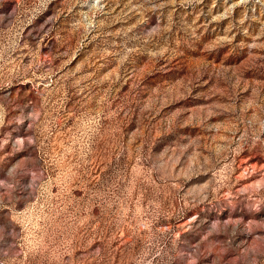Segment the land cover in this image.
Wrapping results in <instances>:
<instances>
[{
    "label": "rangeland",
    "instance_id": "obj_1",
    "mask_svg": "<svg viewBox=\"0 0 264 264\" xmlns=\"http://www.w3.org/2000/svg\"><path fill=\"white\" fill-rule=\"evenodd\" d=\"M1 264H264V0H0Z\"/></svg>",
    "mask_w": 264,
    "mask_h": 264
},
{
    "label": "water",
    "instance_id": "obj_2",
    "mask_svg": "<svg viewBox=\"0 0 264 264\" xmlns=\"http://www.w3.org/2000/svg\"><path fill=\"white\" fill-rule=\"evenodd\" d=\"M1 264V263H0Z\"/></svg>",
    "mask_w": 264,
    "mask_h": 264
}]
</instances>
